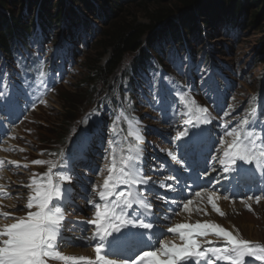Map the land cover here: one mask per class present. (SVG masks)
<instances>
[{"label":"rangeland","instance_id":"rangeland-1","mask_svg":"<svg viewBox=\"0 0 264 264\" xmlns=\"http://www.w3.org/2000/svg\"><path fill=\"white\" fill-rule=\"evenodd\" d=\"M77 1L78 3H75L74 0H48L46 2V7L52 14L58 9V3L60 8L65 6L64 10L66 11L63 15V23L50 28L47 33L43 32L39 26L33 32L31 39L30 51L40 58H45V62L47 61L50 66L48 71L50 82L41 79L39 65L35 64L33 67L37 75L35 80L37 82L33 86V96H35L33 106L35 108L25 118H18L19 122L14 125L13 130L11 129L12 135L3 134L0 140V160L4 161L3 166H0V193H3L0 195L1 203L11 215L23 217L28 211L25 207L27 198L32 194L31 190L23 185L29 184L34 175L39 179L42 174L48 171L50 164H59L61 155L65 152L64 148L57 146L60 136L66 129L64 123L67 109L65 98L68 97V93H78L77 96L74 95L79 100L75 104V110L71 109L67 111V114L69 116L75 114L74 124H77L78 130L81 131L75 140H73L74 138L71 140L69 147H72V152H79L80 139L86 135L83 129H87L89 134L84 146L87 149V155L91 154L93 161L91 166L83 167L84 159L82 157L84 154L79 152L73 156L71 161L66 157L62 167L70 166L74 178V191L71 198L75 199L76 204L70 199L68 205L64 207V214L67 218L65 225L72 231L77 229V227H72L74 225V222L71 221L73 218L93 216L94 209L87 205L85 197L93 200H96L97 197L91 191L86 192L85 188L87 186L90 189L94 183L102 185L108 174L107 168L111 166L112 154L109 141L113 139L109 128L112 127L113 121H116L117 136L112 147L115 149L117 162L122 155L128 154L129 147H134L137 144L136 133L143 137L140 142L144 157L143 172L145 177L151 178L150 187L152 189L146 193V198L154 207L159 202V196L171 199L168 192L163 191V188L159 186L162 182L167 183V177L171 176V171L165 167L160 168V165H166L167 150L176 154L180 153L177 148L179 142L175 137L179 131L184 130V122L188 119L180 114L185 109L180 106L178 100L173 102L174 97L170 90L180 87L187 91L199 105L208 107L213 124L209 126V136L206 132L204 137H206V146L214 153H216V149L212 146L221 132L215 122L219 120L222 112L235 109L232 116L227 118L230 123L234 124L235 121L246 115L250 116V103L259 96L261 97L264 92V21L262 18L256 25H251L248 12L244 27L238 23L234 28L224 24L209 30L210 34L205 36L209 38L208 45L198 46L202 52L194 51L197 60L190 74L189 66L185 62L186 55L182 51L173 54L177 60H182V69L175 70L169 66L170 62L166 51L164 63L155 70H147L142 76H139L141 73L136 76L126 73V68L133 62L137 54L128 56L120 69L117 70L116 74L120 76L116 79L114 86L120 87L121 83L126 84V81L129 80V77H125L127 75L134 76L133 90L125 92L123 99L125 107H130L133 110L128 111L123 108L120 114L115 116L107 113L104 120L96 99L94 101L91 97H83L85 90L99 81L90 79L95 74L94 69L97 65H104L109 58V53H105L97 62L98 43L101 37L99 29L104 27V21L99 17L100 15L95 14L96 10L92 12L85 10L83 0ZM138 1L116 0L115 5L126 13H137L140 21L148 22L146 14L138 11L142 9L141 6H137ZM95 2L100 4L101 1L95 0ZM38 6H33L30 8V12L24 13L27 23L33 15H38L40 8ZM18 10H20L18 6H14L15 15L19 12ZM251 10L259 9L252 7ZM93 28L97 29L94 35L91 32ZM186 34L188 37L191 36L188 32ZM176 45L178 44L176 43ZM204 48L205 52L212 56L211 62L203 61ZM171 56L172 54L169 55V57ZM140 69H144L142 65H140ZM10 80H14L13 84L16 83L18 87H23L26 84L25 81L21 82L18 72L14 69L11 71ZM101 83V81L98 82L95 92L103 90ZM209 85L214 89L210 93L211 98L206 95ZM159 89H162V93L158 97V93L155 91ZM161 97L164 98L163 103L155 102ZM244 108L248 109V113L244 111ZM261 125L264 127V121L261 122ZM129 131L133 133L132 136H129ZM60 149L61 152H59ZM106 151H108L107 156L105 155ZM214 153L212 154L214 155ZM37 159L49 161L50 164L35 165L31 163ZM201 159L202 155L196 158L199 161ZM13 161L20 165H27V167H16L11 164ZM215 167L218 165L215 164ZM154 168L155 170H153ZM59 169L53 170V178L57 182H59ZM221 181L222 179L216 184L218 189L223 187ZM182 192L183 190H180L178 194ZM208 193L206 192L207 196L203 194L198 199L195 196L189 205V209L204 210L203 212L193 210L190 223L196 221L219 223L234 235L264 246L263 199L259 203H256L255 199L247 200V203L251 205V210H249L241 198L246 199L250 195L233 196L231 192L217 195L218 197H213V200L224 213L221 216L213 210L208 202ZM226 195H231L232 199H224L223 197ZM223 207L225 208L223 209ZM179 212L184 214L186 221L188 214L185 212L187 211L179 209ZM76 224L79 225V223ZM207 237L210 240L212 237L215 238L211 234ZM77 241L78 239L75 240V242ZM212 246L221 245L214 244ZM57 250L59 251V249ZM52 263L64 264L63 261L50 259L48 264ZM220 263L222 264V262ZM255 263L264 264L260 261Z\"/></svg>","mask_w":264,"mask_h":264},{"label":"snow or ice","instance_id":"snow-or-ice-1","mask_svg":"<svg viewBox=\"0 0 264 264\" xmlns=\"http://www.w3.org/2000/svg\"><path fill=\"white\" fill-rule=\"evenodd\" d=\"M212 91L214 89L209 85L206 91L209 98ZM170 92L174 97L173 102L178 100L180 106L185 109L180 114L188 119L184 122V130L179 131L175 137L179 142L177 148L180 156L172 151H168L166 155L175 164L180 165L181 169L187 171L192 164L185 165V161H195L203 154L206 147L204 136L208 126L213 124V119L208 107L199 105L187 91L175 87ZM10 99L0 95V106L8 103ZM163 100L161 97L155 102L163 103ZM234 111L235 109L223 111L219 120L215 122L221 132L212 146L216 149V154L211 155V160L218 165L212 168L213 172L218 173L215 183L222 179L230 188L246 185L257 177L264 182V127L257 129V121L250 119L248 115L234 124L230 123L227 118L232 116ZM80 131L77 130L74 136L79 135ZM83 131L86 135L80 139L79 152L87 155L84 145L89 133L87 129ZM109 133L113 139L109 141L112 154L111 166L107 168L108 174L102 185L94 183L90 189L87 186L85 188L86 192L91 191L97 197L96 200L85 197L87 205L94 209L93 217L75 222L85 225V233L91 229V235H85L82 239L85 244L93 245L95 258L65 255L57 250L64 241V225L67 221L64 207L74 191V178L70 166L60 168L57 182L53 178V170L57 169L58 165L37 159L31 163L50 164V167L39 179L34 175L29 184L23 185L32 192L25 205L28 209L26 215L16 217L8 212L0 213L14 221L0 226V264H48L50 259L60 260L65 264H220V262L246 264L247 258L264 262V246L240 238L220 224L210 221L178 223L168 227L167 233L179 236L182 241L179 245L162 239H157L156 244H153V236H157V233L163 235L164 230L157 229L152 222L159 220L160 216L146 198V193L152 189L151 178L145 177L143 172L144 157L140 144L143 137L136 133L137 144L129 147L128 154L122 155L117 162L115 149L112 147L117 136L116 121H113ZM132 135L133 133L129 131V136ZM79 152L70 151L67 159L71 161ZM105 155H108V151ZM205 159L207 161V158ZM3 164L4 161L0 160V166ZM11 164L16 167H27L14 161ZM211 167V163H208L202 177L197 178L211 182V173L208 171ZM160 168H164V165H160ZM173 171L178 175L182 174L179 169L173 168ZM167 180L171 183L162 182L159 186L176 191L175 186L180 184L177 175L168 176ZM258 190L264 193V188ZM201 195L200 191L195 192L196 197ZM216 196L215 192L208 193V201L213 210L223 216L224 213L213 202V197ZM223 198L231 200L232 196L226 195ZM252 199L259 203L262 196L254 194L246 199L241 198L249 210L251 205L247 200ZM164 203L168 212L173 215L177 213L172 210L171 205L189 212L204 211L199 208L189 209L191 199L181 204L176 200L164 198ZM210 234L217 238L216 241L205 243L199 239ZM214 244L221 246H212Z\"/></svg>","mask_w":264,"mask_h":264},{"label":"trees","instance_id":"trees-1","mask_svg":"<svg viewBox=\"0 0 264 264\" xmlns=\"http://www.w3.org/2000/svg\"><path fill=\"white\" fill-rule=\"evenodd\" d=\"M74 1L78 3L77 0ZM100 1V4L95 0H83L82 3L85 10L90 12L96 10L95 14L100 15L104 21V27L99 29L101 37L98 43L97 62L105 53H109V58L104 65L96 66L95 74L90 78L99 80L104 85L110 84V77L116 73L128 55L139 53L135 62H140L145 67L152 66L150 59L154 54L159 53L162 62L164 56L161 48L167 46L168 50L172 49L169 48L172 42H178L183 49L186 48V44H189V49L195 48L206 42L205 33L209 29L222 24L234 28L237 23L244 27L248 12L251 25H256L262 18L264 21V9H261L264 7V0H139L137 6H141L142 9L138 11L146 14L148 22L140 21L137 13L129 14L120 10L119 6L115 5L116 0ZM15 2L20 9L16 15ZM46 2L48 0H0V45L7 47L14 37L26 39L38 24L46 31L63 23L65 6L60 8L58 3V9L52 14L46 7ZM38 5L39 18L37 14L33 15L27 23L24 13L30 12L31 7ZM252 7L259 10L250 11ZM187 32L191 36L188 37ZM98 82L87 88L83 97H92L98 88ZM75 93H68V97L65 98L66 129L60 136L62 142L67 139V135L70 134L68 132L76 121L75 114L71 116L67 114V111L75 110V104L79 101L76 98L78 93Z\"/></svg>","mask_w":264,"mask_h":264},{"label":"bare ground","instance_id":"bare-ground-1","mask_svg":"<svg viewBox=\"0 0 264 264\" xmlns=\"http://www.w3.org/2000/svg\"><path fill=\"white\" fill-rule=\"evenodd\" d=\"M88 159H91V157L90 156H88L87 157ZM258 181L259 180V178L257 177V178H255L254 180H252V181ZM206 196H207V194H205ZM219 196V195H218ZM217 196V197H218ZM202 197V196H201ZM197 199H198V197H196ZM195 199V198H194ZM203 199V198H202ZM214 199H216V198H214ZM217 200H218V198H217ZM214 201V200H213ZM222 201H223V199H222ZM221 201V203H223ZM206 202H207V200H206ZM209 202V201H208ZM216 202V201H215ZM218 202V201H217ZM198 203V202H197ZM205 203V202H204ZM67 204V203H66ZM199 204V203H198ZM201 204V203H200ZM202 204H203V200H202ZM208 204V203H207ZM226 204V203H225ZM220 205V204H219ZM262 205V204H261ZM197 206V205H196ZM225 206V205H224ZM191 208H193V207H191ZM201 208V207H200ZM204 208V207H203ZM209 208V207H208ZM225 207H223V209H224ZM229 208V207H228ZM196 209V208H195ZM205 209V208H204ZM207 209V208H206ZM65 212V211H64ZM180 213H182V212H180ZM185 213H187V212H185ZM183 214V213H182ZM193 214H194V212H193ZM199 214V213H198ZM230 214V213H229ZM195 217H196V215H194ZM213 216V215H212ZM225 217V216H224ZM218 218H219V216H218ZM184 219H186V218H184ZM206 219V218H205ZM85 220H87V219H85ZM191 220V219H190ZM202 220H204V219H202ZM187 221V220H186ZM74 222H76L75 220H74ZM197 222V221H196ZM221 223V222H220ZM219 224V223H218ZM79 225H83V224H80L79 223ZM66 225H64V228H65V234H64V236L65 237H67L68 236V232H67V227H65ZM91 235V234H90ZM171 242H175L176 244H178L176 241H171ZM85 244V243H84ZM86 245H88V247L90 246V253H88V255H89V257H92L93 259H94V257H95V252H94V250L93 251H91V249H93L94 247H93V245L91 244V243H87ZM179 245V244H178ZM66 250H68V249H66ZM67 253H68V251H67ZM81 253H84V252H82L81 251ZM87 254V253H86ZM222 264H224V262H222Z\"/></svg>","mask_w":264,"mask_h":264}]
</instances>
